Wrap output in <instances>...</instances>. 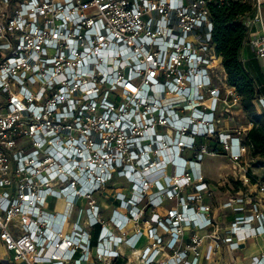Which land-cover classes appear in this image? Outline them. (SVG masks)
<instances>
[{"label": "built area", "instance_id": "obj_1", "mask_svg": "<svg viewBox=\"0 0 264 264\" xmlns=\"http://www.w3.org/2000/svg\"><path fill=\"white\" fill-rule=\"evenodd\" d=\"M230 1L250 6L237 19L264 57V0H0L11 263L219 264L211 257L264 236V196H231L224 226L203 174L206 156L236 168L251 148L230 125L241 96L214 42L212 7ZM253 103L264 113V97ZM246 261L264 264V250Z\"/></svg>", "mask_w": 264, "mask_h": 264}, {"label": "trees", "instance_id": "obj_2", "mask_svg": "<svg viewBox=\"0 0 264 264\" xmlns=\"http://www.w3.org/2000/svg\"><path fill=\"white\" fill-rule=\"evenodd\" d=\"M249 10L248 4L236 1H230L221 7L213 6L214 42L217 51L223 55L228 83L236 87L241 96L242 107L253 123L247 132L246 142L251 145L253 154L264 157V113L256 111L253 103L257 97L254 81L240 59V50L247 35V28L237 16Z\"/></svg>", "mask_w": 264, "mask_h": 264}, {"label": "rangeland", "instance_id": "obj_3", "mask_svg": "<svg viewBox=\"0 0 264 264\" xmlns=\"http://www.w3.org/2000/svg\"><path fill=\"white\" fill-rule=\"evenodd\" d=\"M229 114L232 117L230 119V125L232 127L235 126V120L239 119L242 122L243 128L246 131L248 130V121H251V119L244 109L241 118H238L234 113ZM245 173L249 177V182L247 183L242 180V175ZM203 174L205 179L213 185V195L208 197L207 201L215 209L217 220L224 226L228 225L233 219H231V216H233L232 208L222 207V203L228 201L231 196H236V193L240 190L244 194L253 195L255 198H262L264 196L257 185L258 182L264 184V157L259 154H253L251 148L246 151L241 166L237 165L236 168L234 162L225 153H215L206 156L203 163ZM114 185L116 188L129 186L121 178H116ZM260 245L261 239H259L258 246L251 251L255 252L259 250ZM8 255L9 253L4 248L0 249V264H13L8 260Z\"/></svg>", "mask_w": 264, "mask_h": 264}, {"label": "crops", "instance_id": "obj_4", "mask_svg": "<svg viewBox=\"0 0 264 264\" xmlns=\"http://www.w3.org/2000/svg\"><path fill=\"white\" fill-rule=\"evenodd\" d=\"M257 31V27L253 26L251 28V33ZM240 59L254 81L255 90L257 92V97H264V57H258L252 47L244 40L242 48L240 50ZM236 116L241 118V114L243 115V107L236 108ZM257 111V110H256ZM258 112V111H257ZM259 113V112H258ZM262 114V113H261ZM236 127H243L241 120H235ZM253 126L252 121H248V130ZM207 144L211 145L213 142H207ZM233 216H231V219ZM259 239H261V245L259 250L255 252L251 251L253 248H256L259 244ZM264 250V236H259L256 239H252L247 243L243 244L239 250L234 251L232 254L228 252V250H223L217 253L214 257H211L210 261L213 259H219L217 262L222 264L225 262L226 264H231V257L233 256L236 260L237 264H246L247 259L254 254H258Z\"/></svg>", "mask_w": 264, "mask_h": 264}]
</instances>
